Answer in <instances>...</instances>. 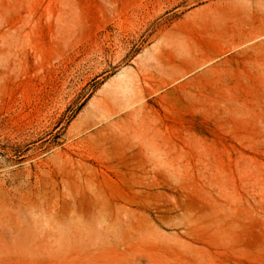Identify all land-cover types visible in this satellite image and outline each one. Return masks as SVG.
<instances>
[{
    "label": "rangeland",
    "instance_id": "374dc122",
    "mask_svg": "<svg viewBox=\"0 0 264 264\" xmlns=\"http://www.w3.org/2000/svg\"><path fill=\"white\" fill-rule=\"evenodd\" d=\"M0 264H264V0H0Z\"/></svg>",
    "mask_w": 264,
    "mask_h": 264
}]
</instances>
